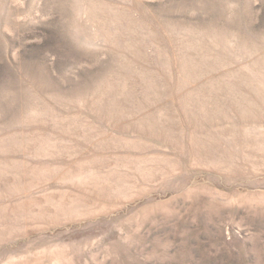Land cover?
<instances>
[{
	"label": "rangeland",
	"instance_id": "obj_1",
	"mask_svg": "<svg viewBox=\"0 0 264 264\" xmlns=\"http://www.w3.org/2000/svg\"><path fill=\"white\" fill-rule=\"evenodd\" d=\"M0 264H264V0H0Z\"/></svg>",
	"mask_w": 264,
	"mask_h": 264
}]
</instances>
